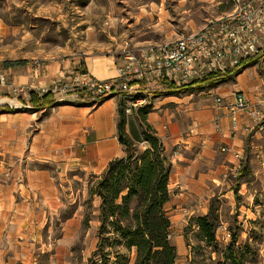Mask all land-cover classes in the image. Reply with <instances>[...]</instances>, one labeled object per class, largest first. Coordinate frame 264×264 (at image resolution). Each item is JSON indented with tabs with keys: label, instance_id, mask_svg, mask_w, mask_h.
Segmentation results:
<instances>
[{
	"label": "crops",
	"instance_id": "1",
	"mask_svg": "<svg viewBox=\"0 0 264 264\" xmlns=\"http://www.w3.org/2000/svg\"><path fill=\"white\" fill-rule=\"evenodd\" d=\"M161 45L131 48L125 56V53L121 55L118 63L113 56L99 54L85 58L83 64L78 58L56 61L42 66L39 72L34 63L26 60H15L25 62L16 67L4 66V61L0 63V74L9 80L8 83L29 87L32 91L67 83L68 93L80 80L117 77L119 66L126 64L130 53ZM259 63L217 86L198 83L189 86L192 82L180 87H186L185 90L199 85L209 87L206 94L201 93L194 101L191 94L177 95L180 90L163 91L160 85L163 81L150 84L162 95L150 101L153 103L151 111L143 116L162 141L172 164L170 201L166 204L169 215L173 207L172 212L180 216L194 215L199 210L207 214V207H199L196 211L195 203L217 197V188L224 185L221 174L228 171L230 164L234 170L237 168L239 161L234 153H239L243 161L247 138L251 139L250 147L256 155L250 165L264 168V121L253 122L246 115H239L233 127L229 113L216 109L213 102L217 96L233 101L236 94H242L252 105L264 109V74H259V65L264 67V59ZM21 69L27 71L20 73ZM13 71L19 74L12 75ZM119 98L115 95L95 106L66 101L28 116L17 114L13 126L0 125V264H38L45 248L46 253L50 252L49 243L44 242L45 231L48 235L54 233L57 230L55 221L64 232L71 231L73 225L85 228L81 205L64 219L56 217L65 204L76 203L77 196L71 199L74 187L68 172L90 171L99 176L113 159L125 156L117 130ZM222 146H228L232 153H221ZM35 164L45 167H35ZM237 190V187L232 189L235 194ZM65 191L69 194L65 195ZM232 191L227 195L222 192L221 197H227ZM79 193L89 198V185ZM95 200L100 205L99 198L94 197ZM97 241L96 237L93 251ZM179 255L178 251L176 264L180 262ZM188 258L190 260V254Z\"/></svg>",
	"mask_w": 264,
	"mask_h": 264
},
{
	"label": "rangeland",
	"instance_id": "2",
	"mask_svg": "<svg viewBox=\"0 0 264 264\" xmlns=\"http://www.w3.org/2000/svg\"><path fill=\"white\" fill-rule=\"evenodd\" d=\"M231 11V0H0V63L7 60H26L34 63L38 72L42 66L56 61L78 58L80 64H83L85 58L99 54L113 56L118 63L121 55L125 53V56L131 48L172 44L178 38L199 30L209 20ZM263 59L264 54L261 60ZM26 71L21 69L20 73ZM17 74L19 71L12 75ZM259 74H264L263 65H259ZM8 78L11 79V76ZM8 81L0 74V125L13 126L14 116L36 113L40 110L37 106L42 102L33 104V91L29 90V87L16 86ZM66 84L55 83L50 87L52 91L57 85L60 90L64 88L63 92L66 93L61 92L59 95L51 92L54 105L66 101L97 105L88 92L78 93L76 97L79 100L73 99L76 97L67 93L69 87L67 88ZM139 86L134 96L122 92L116 95L120 97L119 102H124L125 116L135 123V129H139L141 116L151 111L153 103L127 113L130 98H145L146 103H150L162 95L155 85L140 83ZM209 87L193 86L176 94H191L194 101L201 93L206 94ZM35 92L38 99L44 98L42 90ZM113 96L115 95L103 100ZM250 141L251 139L247 138L246 151L241 162V169L248 163L250 172L241 178L242 183L236 185L239 169L235 167L234 170V166L230 164L228 171L220 176L224 185L217 188V197L195 203L196 211L199 207H207L209 213L212 207L217 226H225L231 233L230 238H227L224 232H217V247L206 246L200 240L198 228L193 222L195 216L202 215V211L199 210L190 216H180L172 212L175 207L171 208V239L175 246L179 247L177 252L181 253L178 264H236L231 251L237 254L240 264H264V168L250 165L256 157L255 150L250 147ZM220 152L227 153L222 152L221 147ZM34 166L45 167L39 164ZM92 175L90 171L68 172V178L72 179L71 185L74 187L73 194L70 193L71 199L74 200L77 196L76 203L65 204L56 217L64 219L81 205L80 213L84 219L90 216L89 227L73 225L71 231L64 232V228L55 221L57 230L49 235L45 231L44 242L49 243L50 252L46 253L45 248V253L40 254L38 264H91L89 260L93 257L99 226V202H89L88 198L82 197L79 190H83L85 185L93 184ZM236 187L237 194L232 191ZM229 191L232 193L221 197L222 192L227 195ZM67 193L69 194L65 191V195ZM66 199L69 201L68 197ZM202 203L203 206L199 205ZM234 233L238 235V241L231 246ZM229 247L231 251L228 250Z\"/></svg>",
	"mask_w": 264,
	"mask_h": 264
},
{
	"label": "trees",
	"instance_id": "3",
	"mask_svg": "<svg viewBox=\"0 0 264 264\" xmlns=\"http://www.w3.org/2000/svg\"><path fill=\"white\" fill-rule=\"evenodd\" d=\"M263 55L240 62L235 68L225 73L208 75L201 82L217 86L234 79L246 68L259 63ZM23 61H6L4 66L16 67ZM166 92L183 91L186 87L177 88L172 83H160ZM52 93L38 99L35 91L31 92V101L40 109L53 104ZM98 103L104 100H97ZM89 104L88 102H76ZM92 105V104H91ZM149 105V104H148ZM119 117L117 122L118 138L125 148V156L113 159L104 172L99 176L92 175L93 184L89 186V198H99L97 229V247L93 251L91 264H176L178 259L177 247L172 242V221L166 210L170 201L169 183L172 164L165 154L162 141L156 132L141 116L139 129L135 123L125 116L124 102L118 103ZM128 130V131H127ZM248 163L239 170L236 178L238 185L241 178L249 173ZM213 208L205 215L195 216L200 240L206 246L216 248L217 222L213 217ZM90 216L84 219L88 226ZM238 241V235H232L231 246ZM115 249V250H114ZM231 251V248H228ZM233 261L240 264L237 254ZM221 264V263H218Z\"/></svg>",
	"mask_w": 264,
	"mask_h": 264
},
{
	"label": "built area",
	"instance_id": "4",
	"mask_svg": "<svg viewBox=\"0 0 264 264\" xmlns=\"http://www.w3.org/2000/svg\"><path fill=\"white\" fill-rule=\"evenodd\" d=\"M231 2L232 11L228 15L209 20L196 32L172 44L130 53L126 64L119 68L116 78L107 81H77L69 95L76 97L78 93L88 92L96 103L97 100L121 92L134 96L140 88L139 82L149 86L165 81L180 88L196 80L202 81L208 75L225 73L242 61L263 55L264 0ZM63 91L64 88L60 90L56 85L52 91L51 88L43 89L42 93L54 92L61 95ZM73 99L79 100L78 97ZM130 99L127 113L150 104L146 103L145 98ZM213 102L216 109L229 113L234 127L239 115H246L253 122L264 121V109L253 106L242 94H236L233 101L217 96ZM221 151L232 153L228 146H222ZM234 157L239 161L237 169L240 170L241 155L234 153ZM217 232H224L227 238L231 237V233L223 225L217 227L216 234Z\"/></svg>",
	"mask_w": 264,
	"mask_h": 264
}]
</instances>
